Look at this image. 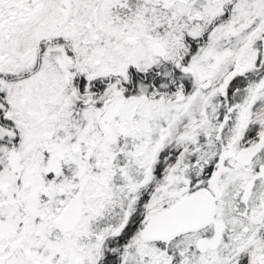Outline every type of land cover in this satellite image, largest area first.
Masks as SVG:
<instances>
[{
  "label": "snow or ice",
  "instance_id": "6c2138e0",
  "mask_svg": "<svg viewBox=\"0 0 264 264\" xmlns=\"http://www.w3.org/2000/svg\"><path fill=\"white\" fill-rule=\"evenodd\" d=\"M0 264H264V0H0Z\"/></svg>",
  "mask_w": 264,
  "mask_h": 264
}]
</instances>
